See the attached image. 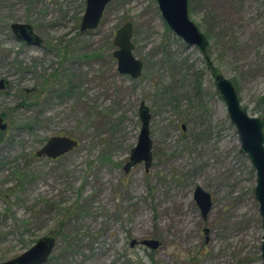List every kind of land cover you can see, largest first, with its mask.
Instances as JSON below:
<instances>
[{
	"label": "rangeland",
	"instance_id": "obj_1",
	"mask_svg": "<svg viewBox=\"0 0 264 264\" xmlns=\"http://www.w3.org/2000/svg\"><path fill=\"white\" fill-rule=\"evenodd\" d=\"M86 7L0 0V81L9 82L0 89V263L53 236L47 264H264L257 172L215 80H230L249 115L264 118V0H189L206 57L170 29L157 0H111L99 27L82 32ZM127 22L138 79L114 57ZM14 23L32 25L43 43L20 41ZM142 102L154 160L127 174ZM54 136L80 145L38 158ZM198 186L212 197L206 220ZM152 239L159 249L131 247Z\"/></svg>",
	"mask_w": 264,
	"mask_h": 264
},
{
	"label": "water",
	"instance_id": "obj_2",
	"mask_svg": "<svg viewBox=\"0 0 264 264\" xmlns=\"http://www.w3.org/2000/svg\"><path fill=\"white\" fill-rule=\"evenodd\" d=\"M157 1L162 15L171 30L187 45L198 47L203 56H206L209 41L189 17V0ZM110 2L111 0H87L86 11L81 23L82 32L95 30L99 27L104 11ZM11 29L16 37L27 45L40 46L43 43L40 36L35 33L32 25L14 23L11 25ZM132 37L133 25L128 22L116 33L114 46L118 49L114 52V57L118 61L119 73L138 79L143 72V62L138 60L133 54L135 46L132 43ZM8 86L7 81H0L1 90L6 89ZM216 88L221 94L227 106L231 122L239 134L241 142L240 152L248 156L257 172L255 194L260 205V215L264 230V118L249 115L247 110L242 107L234 85L224 76H216ZM139 113L142 127L138 143L132 150L130 159L124 167V171L127 174L141 163H144L146 171L149 172L153 162V141L150 137L152 115L149 107L144 102L141 103ZM6 128V124L0 118V129L4 131ZM77 147L78 141L69 137L55 136L50 138L44 147L37 152V157L46 156L50 159H58L72 152ZM194 200L201 211L203 219L206 220L213 207L211 195L198 186L194 192ZM208 232L209 230L206 229L205 233L208 234ZM137 243V241H133L131 247L134 248ZM142 245L157 250L160 247V242L144 240ZM55 246V238L46 236L19 257L0 264H47ZM262 260L264 263V241L262 243Z\"/></svg>",
	"mask_w": 264,
	"mask_h": 264
},
{
	"label": "flooded vegetation",
	"instance_id": "obj_3",
	"mask_svg": "<svg viewBox=\"0 0 264 264\" xmlns=\"http://www.w3.org/2000/svg\"><path fill=\"white\" fill-rule=\"evenodd\" d=\"M82 23V22H81ZM128 23V22H127ZM11 27V26H10ZM171 29V28H170ZM13 32V31H12ZM15 35V34H14ZM16 36V35H15ZM17 38V37H16ZM207 38V37H206ZM23 42V41H22ZM25 43V42H24ZM26 44V43H25ZM189 46V45H188ZM196 47V46H195ZM203 55V54H202ZM206 56H208V53H207V55ZM206 56H204V57H206ZM143 73V72H142ZM142 76V75H141ZM217 76V75H216ZM216 76H215V80H216ZM6 81V80H5ZM8 84H9V82H8ZM150 109V108H149ZM151 113V112H150ZM0 118H2V117H0ZM3 119V123H4V118H2ZM6 124V123H5ZM6 126L8 127V124H6ZM7 129V128H6ZM5 131V130H4ZM55 137V136H54ZM60 137H68V136H60ZM52 138V137H51ZM69 138H71V137H69ZM72 139H74V138H72ZM75 140V139H74ZM77 141V140H76ZM48 142V141H47ZM46 142V143H47ZM45 143V144H46ZM79 142H78V147H79ZM153 145H154V143H153ZM44 147V146H43ZM42 147V148H43ZM77 147V148H78ZM154 147V146H153ZM76 148V149H77ZM76 149H74V150H76ZM41 150V149H40ZM73 150V151H74ZM72 151V152H73ZM71 153V152H70ZM69 154V153H68ZM152 154H153V149H152ZM67 155V154H66ZM65 156V155H64ZM64 156H62V157H64ZM62 157H60V158H62ZM38 158H47V159H49V160H51V161H57V160H59L60 158H58V159H50V158H48V157H46V156H43V157H38ZM130 159V158H129ZM153 160H154V154H153ZM153 163V162H152ZM207 192V191H206ZM213 208V207H212ZM209 233V232H208ZM206 234V233H205ZM53 237V236H52ZM55 238V237H54ZM55 240H56V244H57V239L55 238ZM153 240V239H152ZM144 241V240H143ZM156 241H158V240H156ZM138 242V241H137ZM208 242V241H207ZM138 244H140V245H142V242H138ZM138 244H136V245H138ZM142 246H144V245H142ZM160 246H161V242H160ZM145 248H147L146 246H144ZM55 248H56V246H55ZM160 248V247H159ZM158 248V249H159ZM148 249H150V248H148ZM55 250V249H54ZM153 250V249H152ZM54 252V251H53ZM53 254V253H52Z\"/></svg>",
	"mask_w": 264,
	"mask_h": 264
},
{
	"label": "trees",
	"instance_id": "obj_4",
	"mask_svg": "<svg viewBox=\"0 0 264 264\" xmlns=\"http://www.w3.org/2000/svg\"><path fill=\"white\" fill-rule=\"evenodd\" d=\"M214 74H216V71H214ZM216 76V75H215ZM262 103H264V101H262ZM263 117V116H262ZM5 135V133H1L0 135V143L3 141V137H4V135Z\"/></svg>",
	"mask_w": 264,
	"mask_h": 264
}]
</instances>
